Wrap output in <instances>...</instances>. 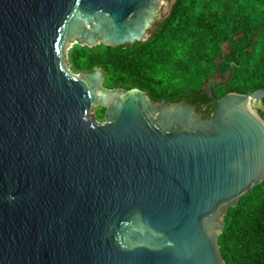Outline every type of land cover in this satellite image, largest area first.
<instances>
[{
	"label": "water",
	"instance_id": "water-1",
	"mask_svg": "<svg viewBox=\"0 0 264 264\" xmlns=\"http://www.w3.org/2000/svg\"><path fill=\"white\" fill-rule=\"evenodd\" d=\"M163 4L0 0V264H225L224 212L264 181V89L212 93L205 117L66 69Z\"/></svg>",
	"mask_w": 264,
	"mask_h": 264
},
{
	"label": "trees",
	"instance_id": "trees-1",
	"mask_svg": "<svg viewBox=\"0 0 264 264\" xmlns=\"http://www.w3.org/2000/svg\"><path fill=\"white\" fill-rule=\"evenodd\" d=\"M243 29L257 39L238 63L227 65L231 76L214 95L248 94L264 89V0H175L151 39L119 46L77 44L70 62L79 72L101 67L106 89L137 88L154 103L190 102L205 107L207 117L213 98L202 86L217 73L223 45ZM106 112L102 107L98 117ZM218 242L225 264H264V181L229 208Z\"/></svg>",
	"mask_w": 264,
	"mask_h": 264
},
{
	"label": "rangeland",
	"instance_id": "rangeland-1",
	"mask_svg": "<svg viewBox=\"0 0 264 264\" xmlns=\"http://www.w3.org/2000/svg\"><path fill=\"white\" fill-rule=\"evenodd\" d=\"M174 3H175V0H164V4H163V7L161 9V12H160V15H159L157 23L152 27L151 30H149L143 36L141 41H147V40H149V39H151L153 37L154 32L157 29V27L169 15V13L171 11V8H172ZM256 39H257L256 35L251 34L248 31H246L245 29H243L235 36V39H234L233 42L224 44L223 47H222V54H221L220 58L218 59V64H219L218 71L213 77H211L209 79V81H207L202 86V88L205 91L210 93L209 85H210L211 82L216 83L217 86L227 82L229 80L230 76H231V73H232V69L228 68L227 65L230 64V63H238V60L240 58V53L243 50H246L248 48L250 49L252 47V44L256 41ZM74 45H77V44H73L68 50V59H69V64L70 65L66 66V69H68L69 72L73 73V74H85L86 72H79V71L75 70L72 67V65H71V62H70V51H71V49H72V47ZM78 45H81V44H78ZM82 46L93 47L95 45H82ZM221 66H225L227 69L225 71H222V69H220ZM97 68L102 71L101 83L103 85L104 76H105L106 72L101 67H97ZM169 68L171 69V67H169ZM113 91L126 92V91H123V90H120V89H115ZM188 103L193 106V108L197 111L199 116H204V111L206 109L205 107H201L200 108V107L196 106L193 103H190V102H188ZM252 108H253V111L255 112V114H257L264 121V105H263V103L262 102H254L253 105H252ZM212 113H213V104H212L211 114L210 115H212ZM240 199L237 200V203H238V201ZM237 203H236V205H237ZM229 208H231V207H228L225 210V212H224L222 223H225V217L227 215V212H228ZM220 232H221V229H220V231H219V233L217 235V238H219Z\"/></svg>",
	"mask_w": 264,
	"mask_h": 264
},
{
	"label": "flooded vegetation",
	"instance_id": "flooded-vegetation-1",
	"mask_svg": "<svg viewBox=\"0 0 264 264\" xmlns=\"http://www.w3.org/2000/svg\"><path fill=\"white\" fill-rule=\"evenodd\" d=\"M209 90H210V93L212 95V93L217 92L219 90V87L216 85V83H215V85H212V86L210 84L209 85ZM182 102H184V101H182ZM182 102L178 103V104H182Z\"/></svg>",
	"mask_w": 264,
	"mask_h": 264
},
{
	"label": "bare ground",
	"instance_id": "bare-ground-1",
	"mask_svg": "<svg viewBox=\"0 0 264 264\" xmlns=\"http://www.w3.org/2000/svg\"><path fill=\"white\" fill-rule=\"evenodd\" d=\"M142 37H140L139 39H141ZM251 105V104H250ZM252 107V106H251Z\"/></svg>",
	"mask_w": 264,
	"mask_h": 264
}]
</instances>
